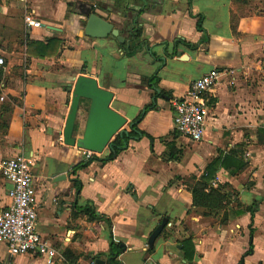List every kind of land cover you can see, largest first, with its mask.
<instances>
[{"label": "crops", "instance_id": "0c3cea01", "mask_svg": "<svg viewBox=\"0 0 264 264\" xmlns=\"http://www.w3.org/2000/svg\"><path fill=\"white\" fill-rule=\"evenodd\" d=\"M27 10L41 27L26 30ZM88 10L126 42L86 36ZM198 15L206 51L176 45L204 37ZM136 26L139 39L131 36ZM51 38L58 42L53 55L28 54V41L45 45ZM138 40L147 44L128 55L124 46ZM176 50L185 58L174 56ZM0 58V162L20 153L30 160L36 230L47 245L12 256L0 242V264H110L112 237L122 249L117 264H264V0H0ZM214 69L220 75L207 95L205 135L193 141L176 130L170 99L185 96L192 81ZM80 74L112 91L111 107L127 120L123 128L140 133L93 159L63 140ZM87 111L85 101L74 136L77 124L82 136ZM233 150L247 162L242 172L213 168L249 209L236 215L232 204L224 223L192 206L187 183ZM10 186L0 172V210L10 202ZM163 217L167 224L150 248ZM187 239L192 261L184 257Z\"/></svg>", "mask_w": 264, "mask_h": 264}, {"label": "built area", "instance_id": "2783aa9c", "mask_svg": "<svg viewBox=\"0 0 264 264\" xmlns=\"http://www.w3.org/2000/svg\"><path fill=\"white\" fill-rule=\"evenodd\" d=\"M24 23L26 30L42 26L41 21L31 10L26 11ZM3 67L4 61L0 58V70ZM219 75V70H211L192 81L185 96H173L170 99L174 125L180 135L193 141L203 139L209 106L207 95L217 84ZM84 155L86 159H91L95 154L84 150ZM0 172L11 185L7 191L10 202L0 210V242L8 245L12 256L46 249V242L36 230L37 197L30 160L21 153L6 158L0 162ZM212 184L214 185L215 181ZM47 252L49 257L54 256L52 249H47ZM87 264L96 262L90 260Z\"/></svg>", "mask_w": 264, "mask_h": 264}, {"label": "trees", "instance_id": "16d2710c", "mask_svg": "<svg viewBox=\"0 0 264 264\" xmlns=\"http://www.w3.org/2000/svg\"><path fill=\"white\" fill-rule=\"evenodd\" d=\"M202 16L198 15L197 28L204 33V37L198 43H190L182 40L175 42L177 45L178 42L185 44L190 49H203L206 51L208 44V35L202 27ZM132 38L139 39L141 36V27L136 26L131 34ZM133 40V39H132ZM57 40L51 38L47 44H42L40 42L28 41L27 43V52L30 55H37L38 57H47L54 54V50L57 48ZM146 41L138 40L131 41L125 47L126 53L128 55L135 54L143 45H146ZM174 56L178 58H185L184 54L181 55L179 52L174 51ZM152 84L155 86L157 84V77L152 78ZM6 110H13V106L10 103L4 104ZM137 122V121H136ZM135 122V123H136ZM135 125V124H134ZM134 134H140L136 129H132L130 132L122 133V135H117L114 139V148L119 149L121 146L126 144L128 138L132 137ZM93 158H96L95 156ZM91 158V159H93ZM222 166L229 171L231 175L238 174L242 172L247 167V162L238 156L236 151H230L228 153H220V155L213 161L210 165V171H204L201 178H195L192 182L187 183V189L192 196V206L202 207L208 210L207 214L219 218L222 222L228 220V211L231 208L230 206L234 203L237 204V208L233 211L234 214L238 215L246 210L248 207H243V204L238 200V193L236 190L232 189L229 183H219L215 175V169L213 167ZM206 173L207 175H204ZM213 181L215 184L213 185ZM233 210V209H231ZM86 212L92 217H98L94 209L86 207ZM190 245V246H189ZM121 247L114 244L113 237L111 242V258L110 264H117L115 256L121 252ZM184 257L187 260L192 261L194 259V247L191 244V240L187 239L183 242Z\"/></svg>", "mask_w": 264, "mask_h": 264}, {"label": "water", "instance_id": "95a60500", "mask_svg": "<svg viewBox=\"0 0 264 264\" xmlns=\"http://www.w3.org/2000/svg\"><path fill=\"white\" fill-rule=\"evenodd\" d=\"M84 33L88 37L103 38L115 37L120 43H125L126 39L121 31L114 25L96 13L86 11L83 20ZM158 92L159 89L155 88ZM114 93L99 86L98 81L89 75L80 74L71 91L69 112L66 118L63 140L66 145L76 146L82 150H88L101 154L105 148H114V137L122 135L127 131L123 128L126 118L111 107ZM88 101V111L82 136H74V129L78 118L80 105ZM108 126L107 130L98 139L93 138V133L102 125ZM134 123H130L133 127ZM168 219L163 217L159 225L150 234L147 244L150 248L161 234L167 224Z\"/></svg>", "mask_w": 264, "mask_h": 264}, {"label": "rangeland", "instance_id": "374dc122", "mask_svg": "<svg viewBox=\"0 0 264 264\" xmlns=\"http://www.w3.org/2000/svg\"><path fill=\"white\" fill-rule=\"evenodd\" d=\"M78 123H79V122H78ZM79 124H80V123H79ZM78 128H79V127H78V124H77V128H76V129H77V131L75 132V136H76V137H79V135H78V134H79V132H80V131H79V129H78ZM101 129H102V126H101V127H99V128H98V129H97V130H96V131L93 133V135H92V136H93V137L97 136V134H99V132H100V130H101Z\"/></svg>", "mask_w": 264, "mask_h": 264}]
</instances>
